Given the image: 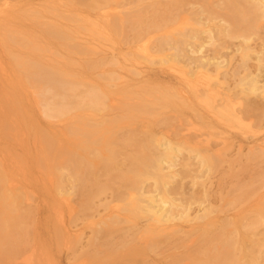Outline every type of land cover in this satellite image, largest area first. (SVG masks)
<instances>
[{
  "label": "bare ground",
  "instance_id": "6f19581e",
  "mask_svg": "<svg viewBox=\"0 0 264 264\" xmlns=\"http://www.w3.org/2000/svg\"><path fill=\"white\" fill-rule=\"evenodd\" d=\"M3 1L0 264H48L52 252L64 246L71 250L72 264H258L264 257V238L257 233L264 195L256 196L255 219L250 214L246 222L248 199L238 201L248 191L241 196L233 191L237 199L231 191L225 200L220 193L222 183L226 188L221 177L228 173L221 165L235 139L227 128L248 138L264 122V0H191L185 10L187 0L172 5L169 0L160 13L182 12L176 17L159 13L165 18L156 16L144 27L146 34L133 30L126 51H117L121 60L115 46L123 43L122 33L128 23L130 28L136 21H152L143 20V12L149 14L153 2ZM86 6L97 17L79 13ZM255 37L260 47L252 43ZM98 40L115 45V52L104 50L106 42L99 47ZM237 53L239 63L232 68ZM73 55L90 57L82 61ZM250 59L256 69L248 65ZM143 63L160 65L176 87L159 78L137 80L152 76ZM155 106L171 113H156ZM187 109L193 115L188 121ZM217 127L220 131H214ZM260 143L253 147L254 157L264 153ZM220 168L225 171L217 182L220 207L234 202L238 213L241 204L238 218L212 216L214 181H209ZM260 169L251 176L264 188ZM241 185L233 187L241 190ZM34 193L47 205L49 221L43 224L49 238L38 232L43 206L31 202ZM223 200L230 206L223 207ZM87 229L91 235L85 243ZM165 251H172L169 260L153 257Z\"/></svg>",
  "mask_w": 264,
  "mask_h": 264
},
{
  "label": "rangeland",
  "instance_id": "374dc122",
  "mask_svg": "<svg viewBox=\"0 0 264 264\" xmlns=\"http://www.w3.org/2000/svg\"><path fill=\"white\" fill-rule=\"evenodd\" d=\"M37 1V2H36ZM147 2H153V4L155 5V6H157V4H158V8L156 7V10H154L153 12H152V10H153V8L155 7L154 5L152 6V10L150 11V12H152V14H150V12H149V14L147 13V12H143L144 13V15H143V17L144 16H146V17H144L143 18V20H147V18H148V20L149 19H151L152 21H150L149 20V22L148 23H146L145 24V21H143L142 23L140 22H137L136 20V24L137 23H139V24H137V26H136V24H134L135 26H136V29H135V27H134V25H133V23H132V27H130L129 28V26H130V24L128 23V25L129 26H127V22L126 23H124V24H126V26L128 27H126V29L125 30H127V32L125 31V33H122V36H121V38L123 37V34L125 35L124 37H126L127 36V34H129L126 38H124L123 37V43H120L119 42V44L117 43V45L115 46V45H113V44H111L110 42H108V41H105V40H98L97 41V45H99V43H101L100 45H99V47H101V45H102V42L103 43H105L106 44V46H107V48H105L104 47V50L106 49V51L108 50V52H112V50H113V46H115V47H118L117 49H116V52H115V50H113L116 54H118L117 53V51H118V49L119 50H122V52L123 51H126V45H128L127 44V38L129 39V38H131V37H133V35H134V33H137V32H139L138 31V29L140 28V31H142L143 33H145L146 34V32L147 31H149V30H147V28H144V27H146V25L147 24H149V23H151V22H153V20L156 18V16H158V17H160V16H162V18L164 19L165 17L163 16V15H160V14H163V13H165L164 15H166L167 13L170 15V14H172V16L174 15V17H176L178 14H180L181 12H182V10H179V11H181V12H179V11H176L178 14H175V12L173 13V11L170 13V12H162L161 11V13H160V11H159V8L160 7H162V8H164V9H166L165 7H164V3H167L169 0H146ZM160 1V2H159ZM174 1V0H173ZM173 1H171V4L170 5H172L173 3L175 4V1L173 2ZM183 1V0H182ZM188 2V4H186L187 6L186 7H184V10L186 9V8H189L190 7V5H189V2L191 1V0H187ZM197 1H200V0H197ZM4 1L2 0V3H3ZM43 2V0H39V2H38V0H21V4H23V3H25V4H27V5H31V4H40V3H42ZM0 3H1V0H0ZM60 3H61V0H60ZM163 4V5H162ZM215 5V4H214ZM214 7V6H213ZM78 8V7H77ZM86 8H88V6H86ZM86 8H84V11H80L79 13H82V14H84V13H91V15L93 16V17H97V16H95L96 14H97V11H95L94 9H90V6H89V8L88 9H90V10H87ZM172 8H174V5L172 6ZM76 9V8H75ZM80 9V8H79ZM124 9H127V8H124ZM155 9V8H154ZM164 9H163V11H164ZM86 10V11H85ZM92 10H93V12H94V14H93V12H92ZM112 10H114L113 8H111V9H109L108 11H111V12H109V15H112V14H115L114 13V11L112 12ZM158 10V11H157ZM162 10V9H161ZM87 11H89V12H87ZM107 11V12H108ZM116 11V10H115ZM155 11L156 12H158L157 14L155 13ZM186 11H188V10H186ZM77 12H78V10H77ZM84 12V13H83ZM95 12H96V14H95ZM145 13H146V15H145ZM160 13V14H159ZM167 14V15H168ZM153 15H155V16H153ZM160 15V16H159ZM166 15V16H167ZM152 16L153 18H150V17ZM110 18H112L113 17V15L112 16H109ZM157 17V18H158ZM103 17H101V19H102ZM162 18H160V19H162ZM162 19V20H163ZM147 20V21H148ZM103 21V20H102ZM134 21V22H135ZM142 24L144 25L145 24V26H142ZM150 25V24H149ZM133 27H134V29H133ZM142 27L144 28V29H142ZM122 28V27H121ZM123 28H124V26H123ZM123 28H122V32H124L123 31ZM130 29V30H129ZM131 30H132V32H131ZM133 30H135L136 32H134ZM145 32H144V31ZM147 30V31H146ZM129 31V32H128ZM134 32V33H133ZM132 33V34H131ZM79 35H81V34H79ZM146 37V36H145ZM146 38H148V36L146 37ZM156 38H157V36H156ZM155 38V39H156ZM256 39H254V40H252V43H254V45L255 44H257L259 47L261 46V39L260 38H258V37H255ZM79 39H81V36H80V38ZM126 39V40H125ZM133 38H131V39H129V40H132ZM260 39V40H259ZM146 40V39H145ZM120 41H122V40H120ZM238 41L239 40H233V42H237L238 43ZM254 41H256V42H254ZM125 42H126V45H125ZM259 42V43H258ZM124 46H123V45ZM233 43H230V45H232ZM109 45V46H108ZM113 45V46H112ZM135 45H136V43H135ZM153 45V44H152ZM112 48H111V47ZM120 46V47H119ZM123 46V47H122ZM98 46H97V48L98 49H102L103 50V47L102 48H99ZM125 47V48H124ZM232 47H234L233 45H232ZM155 48V47H154ZM124 49V50H123ZM226 51H232V48H228V50L227 49H225ZM101 51V50H100ZM65 53V52H64ZM101 53H102V51H101ZM99 54V52L97 53L98 54V57L99 58H101V55L102 54ZM96 54V53H95ZM91 55L93 58H96L95 56H97V55ZM104 54V53H103ZM115 54V55H116ZM75 55H73V57H74ZM103 56V55H102ZM76 58H78V59H80V60H82V61H85V60H87L90 56L89 55H85V56H75ZM109 57H112V56H109ZM115 57H120L119 59L121 60L122 58H123V56L120 54H118V55H116ZM122 57V58H121ZM99 58H97V59H99ZM235 59H232V61H231V64H230V67H232L233 68V66L235 67L236 66V64L237 63H239L238 62V60L237 59H239V54L237 53L236 55H235V57H234ZM77 60V59H76ZM250 60H252L251 62L249 61V63H248V65H250V67H252V69L255 67V65H253V63L255 64V62H254V59H250ZM144 65H149V66H145L146 68H144V69H147V71L148 72H150L151 73V75L152 76H147L146 75V73H148V72H145L144 73V75H146L145 77H143V76H140V77H138V79L137 80H139L140 78H147V77H150V80L152 79V78H159L160 79V83H162V84H165V83H168L169 85H171L172 86V84L171 83H173L174 85H173V87L175 86V85H177V84H175V78L172 76V75H170V74H167L166 72H162V70H161V68H160V65H158V64H153L154 66H151L152 64H149V63H143ZM141 65V66H143L144 67V65ZM157 65V66H156ZM150 66H151V69H149L150 68ZM158 68V69H157ZM254 69H256V67L254 68ZM117 70H119V69H117ZM120 71V70H119ZM154 72H155V74H154ZM154 74V75H153ZM156 76V77H155ZM129 79V78H128ZM137 80H128V82L129 81H131V82H129V83H132V82H134V81H137ZM154 81V80H153ZM127 82V83H128ZM229 82H231L230 84H232V86L234 85V81H229ZM176 87V86H175ZM237 107H242V105L240 106V104H237ZM154 110H155V112L157 113H160L161 115L163 114H166V115H168V114H170L171 112L169 111V109H164L163 110V108L161 109V107H159V106H155L154 108H153ZM161 109V110H163V111H160L159 112V110ZM168 111V112H167ZM183 112H185L184 114L185 115H183L184 117L187 115V121H188V119H190V116H191V118H192V113H191V110H189V109H187V110H183ZM189 115V116H188ZM156 115L155 114H153V115H151V116H149L150 117V119H155L156 117H155ZM154 117V118H153ZM44 120V119H43ZM42 119H41V123H42V126L43 127H45L46 129L48 128L47 127V122L44 120L43 121ZM138 120H141L140 118L138 119ZM249 120V119H248ZM248 120H247V123H248ZM253 119H250V121H252ZM254 122H255V119L253 120ZM252 121V122H253ZM250 123V122H249ZM257 125V124H256ZM263 126H262V129L260 128H257V127H254V129H255V131L257 130L258 131V134H256L257 136H258V138H257V136L255 135V134H251V132H250V134L255 138H253L250 134H249V132L247 133L248 135H250V136H248V138H246V135H245V133H241L240 132V130L238 131L237 129H235V130H233V129H231L230 127H228L227 129H230L231 130V134H233V136H232V138L234 139L233 141L231 140V143H230V146H231V148L230 149H228L227 151H226V155H225V158L227 159V161L226 162H223V164L224 165H221V166H223L222 168L226 171V172H228V173H226L227 175L225 176V175H223L224 174V170L223 169H221L220 168V170H216L215 172H213V173H211V175H210V181L209 182H211V181H214V182H212V184H211V188H213V189H211V195L213 196V198L211 197V199L213 200L214 199V208H215V210L213 211V213H212V216H214L215 215V217H220L221 216V218L223 217V218H225V216L227 215L228 217H229V215L230 216H232L233 218H238L239 217V214L240 213H242V205L241 204H239V203H242V204H244V201L245 200H247V202L245 203V207H247V211H246V213L247 214H249V215H247L246 217H245V221L247 222L248 221V218H249V220H250V216L252 215L253 216V220L255 219V213H253L254 211H255V206H254V203H256L257 202V199H256V196H258V197H260L261 195H264V188L263 187H261L262 185H260L261 183H256L257 181H256V179L254 178V177H252L254 174V176L256 177L257 175H258V172L257 171H259V169L262 171V169H264V163H263V161H264V159H263V154L264 153H259V154H261L262 155V157H261V155H258L259 157H254V152L255 151H257V150H255V149H253V147L255 146V144H259L260 143V141H261V143H264V122H263V124H262ZM218 128V127H217ZM217 128H215V130L214 131H220V128H218V130H217ZM259 130H261V131H259ZM238 131V132H237ZM260 132V133H259ZM245 136H244V135ZM259 134H261L260 136H259ZM235 135H237V136H235ZM262 136V137H261ZM250 137V138H249ZM253 138V139H252ZM256 139H258V140H256ZM253 140V141H252ZM255 140V141H254ZM262 140H263V142H262ZM233 142H235V143H233ZM260 143V144H261ZM235 144V145H234ZM263 145V144H262ZM229 146V147H230ZM240 146V147H239ZM251 146V147H250ZM250 148V149H249ZM250 151H252V152H250ZM256 158V159H255ZM260 159H261V162L262 163H260L259 161H260ZM259 163V164H258ZM221 166H219V167H221ZM260 168H259V167ZM217 169H219V168H217ZM257 169V170H256ZM228 170V171H227ZM224 171V172H223ZM216 172H217V174H216ZM221 172H223L222 174H221ZM256 172V173H255ZM215 173V175H212V174H214ZM260 173V172H259ZM225 176V177H223V176ZM252 175V176H251ZM222 176V177H221ZM222 179H221V178ZM251 177V178H250ZM223 178H225L224 180H225V182H226V188H224L223 186H225V183L223 184L222 183V188L223 189H226V190H223L221 187H220V184H218L217 182H219L220 183V179L221 180H223ZM190 178H186L185 179V181H187V180H189ZM227 179V180H226ZM251 179V180H250ZM224 180H223V182H224ZM247 180H249L248 182H247V184H246V181ZM250 181H252V182H250ZM253 181H254V183H253ZM256 181V182H255ZM228 182V183H227ZM239 182V183H238ZM241 182V183H240ZM252 183V184H250V183ZM238 183V185L240 184H243V186H242V188H241V190H240V188L238 189V188H234V187H238V185L237 186H235V184H237ZM249 183V184H248ZM257 184V185H256ZM214 185V186H213ZM234 188V189H232V187ZM253 186V187H252ZM220 187V188H219ZM240 187V186H239ZM257 187H259V190H258V188ZM219 188V189H218ZM253 188H255V189H253ZM260 188H262V190L260 191ZM220 189H222V191L220 190ZM232 189V190H231ZM243 189V190H242ZM250 189V190H249ZM217 190V191H216ZM256 190V191H255ZM219 191H221V192H223V194H221L220 193V196L221 195H223V197L222 198H229V196H231V194H229L231 191V193H232V195L234 194L233 193V191H235V196H237V194L236 193H238V196H241L240 194H243V193H241V192H245V191H248V193L246 194V192L243 194V196L244 197H247V196H250L251 194H254V191L255 192H257L256 194H254V195H252L251 196V198H253L254 200H252L250 197L248 198H244L243 196H241L240 198V201H238L237 203H238V205L239 206H241L240 207V209H239V206H237L236 204L237 203H235V205L238 207V213H236L235 211H234V202L233 203H231V204H233L232 206H230V203H228L229 204V208H231V210H228L229 208H221L222 207V199H221V201H220V199H218V197L217 196H219ZM236 191H238V192H236ZM260 191V192H259ZM41 192V191H40ZM250 192H251V194H250ZM259 192V193H258ZM250 194V195H249ZM34 195H35V199L33 200V201H31L33 204H36V202L37 203H41L40 204V207H42V209L41 208H39L40 210L39 211H41V212H39V214L41 215H39L38 214V212L36 211V215H39V216H37V218H38V220L40 221L41 220V222H39V229H38V232H39V234H40V236H45V238H47V236H48V238H49V231H48V233H47V229H46V231H45V228H44V221H49V219L47 218V210H48V208H47V205L44 203V201H43V203H42V201H40V195H39V193H34ZM216 195V196H215ZM233 195V196H234ZM234 196V197H235ZM253 196H255V198L253 197ZM217 197V198H216ZM232 197V196H231ZM225 198H224V200H225ZM242 198H244V200L243 201H241L242 200ZM217 199V200H216ZM230 199V198H229ZM234 199H237V197H235ZM255 199H256V201H255ZM215 200H216V202H215ZM224 200H223V207H225V203H226V201L224 202ZM231 201H234L233 200V198L231 199ZM248 201L249 202H251V203H248ZM227 203H226V205H228ZM247 204V205H246ZM42 205V206H41ZM44 205H46V207H44ZM251 205V206H250ZM221 206V207H220ZM235 206V208H237ZM249 208V209H248ZM252 208V209H251ZM37 210V209H36ZM45 210V211H44ZM219 210V211H218ZM235 210H237V209H235ZM220 211H224L223 213L224 214H222V212L220 213ZM43 212V215L41 214ZM45 213V214H44ZM226 213V214H225ZM229 213V214H228ZM234 213V214H233ZM235 214H237L236 216H235ZM251 214V215H250ZM44 215H46L45 217H43ZM223 215V216H222ZM226 216V217H227ZM238 216V217H237ZM232 217H230V218H232ZM247 218V219H246ZM264 226V220H263V222H262V224H261V226L259 225L258 226V228H257V233H259V237L260 238H264V233L263 232H261V231H259L258 229H262V230H264L263 227ZM44 228V229H43ZM42 230V232L40 233V231ZM40 230V231H39ZM43 230H44V233H45V235H44V233H43ZM47 235V236H46ZM91 235V230L90 229H87L86 230V233L84 234V238H83V240H82V242H85L86 243V240L88 239V237ZM263 235V236H262ZM44 238V237H43ZM37 241H39V238H37ZM63 248H65V249H63ZM59 252L58 253H54V252H52V254L54 253V258L55 259H52L51 257H52V254L50 255V257H49V260H48V264H51V262H55V263H53V264H72V262L69 260V258H70V253H71V250H69V249H67L65 246L64 247H62L60 250H58ZM69 251V252H68ZM170 252H172V251H165V252H163V254L161 253V254H154L153 253V257L155 258V259H157V260H162L163 262L164 261H166V260H169L170 259ZM262 255H264V248H263V253H262ZM166 257V259H165V257ZM169 256V257H168ZM157 257V258H156ZM51 258V259H50ZM51 260H53V261H51ZM6 264H25V263H22L21 262V260H16V261H8ZM258 264H264V257L262 258V260H260V262L258 263Z\"/></svg>",
  "mask_w": 264,
  "mask_h": 264
}]
</instances>
